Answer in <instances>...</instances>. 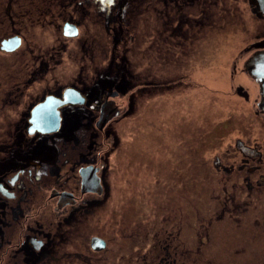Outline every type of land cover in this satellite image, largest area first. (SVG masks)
Instances as JSON below:
<instances>
[{
	"label": "flooded vegetation",
	"instance_id": "flooded-vegetation-1",
	"mask_svg": "<svg viewBox=\"0 0 264 264\" xmlns=\"http://www.w3.org/2000/svg\"><path fill=\"white\" fill-rule=\"evenodd\" d=\"M80 1L0 0V264H113L116 259L102 235L82 241L78 251L67 252L61 242L62 237L71 239L68 230L73 223L77 227L75 222L103 218L108 188L104 166L97 162L103 155L93 147L105 140V128L121 117L115 100L128 92L127 73L117 55L113 61L118 72L100 68L109 55L104 56L98 38L105 30L115 42L123 43L128 1L84 0L87 5L77 17L70 9ZM66 26L71 32L75 27L77 36H66ZM45 41L53 45L42 46ZM70 57L82 61L81 69L62 81L57 67ZM89 60L97 62L90 70ZM74 98L83 102L56 108L58 102ZM252 153L255 156L243 155L258 162L263 159L259 150ZM211 169L219 180L203 188L201 180L214 175ZM157 171L163 173L164 168ZM189 173L198 179L184 182L187 188L192 184L198 197L192 204L197 206L193 207L197 219L186 221L190 217L186 214L179 220L176 208L167 204L155 216L159 225H152V219L145 224L137 220L131 228V238L138 240L132 264H187V259L212 264L210 259L203 262L202 254L211 253L213 240L228 229L240 233V251L252 249L247 247L251 237L256 244L264 242V207L259 208L264 165H223L217 159L212 167L203 165ZM160 186L164 192V184ZM204 189L211 191V215L201 214L199 207V190ZM258 210L262 213L251 215ZM178 222L186 224L191 241H183L185 229ZM260 250L264 252V246Z\"/></svg>",
	"mask_w": 264,
	"mask_h": 264
},
{
	"label": "rangeland",
	"instance_id": "rangeland-1",
	"mask_svg": "<svg viewBox=\"0 0 264 264\" xmlns=\"http://www.w3.org/2000/svg\"><path fill=\"white\" fill-rule=\"evenodd\" d=\"M127 1L120 37L123 43L115 42L114 35L105 30L98 37L104 56L109 55L100 68L106 73L118 72L113 61L117 55L128 77L127 94L115 100L121 117L105 128V140L93 147L103 155L97 162L104 166L108 188L104 215L100 221L75 222L77 227L73 223L68 230L71 239L61 240L70 252L81 249L80 243L92 235H102L109 254L116 253L113 264L133 263L130 257L138 240L131 238L132 226L137 220L145 224L152 219V225L158 224L154 219L163 206L175 207L179 220L186 214H190L186 221L197 219L193 210L197 206L192 204L198 197L192 184L184 186L188 179H197H192L190 171L203 165L212 167L217 159L223 165H264L260 87L246 69L257 51L264 50V15L253 0ZM80 3L70 9L77 17L82 5H87L84 0ZM67 42L76 45V41ZM52 45L45 41L42 46ZM87 63L89 70L97 64ZM80 65V59L64 60L57 67L58 78L72 79ZM239 142L259 150L263 154L260 163L258 158L244 157ZM160 168L163 173L157 171ZM211 171V179L201 180L203 188L219 180L215 170ZM199 191L201 214H213L211 191ZM260 198L259 208L264 207V196ZM257 213L262 211L251 215ZM178 224L185 229L183 241H191L186 224ZM229 230L217 235L211 253L202 254L203 262L264 264L260 250L264 242L256 244L251 237L247 247L252 249L240 251V233ZM192 263L193 259H187V264Z\"/></svg>",
	"mask_w": 264,
	"mask_h": 264
},
{
	"label": "water",
	"instance_id": "water-1",
	"mask_svg": "<svg viewBox=\"0 0 264 264\" xmlns=\"http://www.w3.org/2000/svg\"><path fill=\"white\" fill-rule=\"evenodd\" d=\"M256 6L259 8V10L264 13V0H254ZM66 36L68 37H75L77 36V30L75 27L72 29V32L70 31V26H66ZM69 27V28H68ZM247 72L252 76L254 79H256L257 83L260 85V93H261V103H260V110L264 112V52H258L252 59L249 61L247 67ZM83 102V100H75V98L71 101H67L66 103H57V107L59 108L60 106H64L68 103H74V104H79ZM57 121H60V117L58 116ZM102 127V125H101ZM57 130H58V125H57ZM238 148L243 151L244 154L248 156H255L252 155L255 150L245 146L242 142L238 143ZM96 240H94L95 243ZM104 243H101L100 246H104Z\"/></svg>",
	"mask_w": 264,
	"mask_h": 264
},
{
	"label": "bare ground",
	"instance_id": "bare-ground-1",
	"mask_svg": "<svg viewBox=\"0 0 264 264\" xmlns=\"http://www.w3.org/2000/svg\"><path fill=\"white\" fill-rule=\"evenodd\" d=\"M259 85V84H258ZM259 87H260V85H259Z\"/></svg>",
	"mask_w": 264,
	"mask_h": 264
}]
</instances>
